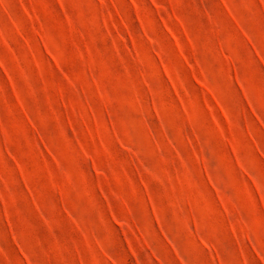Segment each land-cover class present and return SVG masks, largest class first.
I'll use <instances>...</instances> for the list:
<instances>
[{
    "label": "rangeland",
    "instance_id": "rangeland-1",
    "mask_svg": "<svg viewBox=\"0 0 264 264\" xmlns=\"http://www.w3.org/2000/svg\"><path fill=\"white\" fill-rule=\"evenodd\" d=\"M0 264H264V0H0Z\"/></svg>",
    "mask_w": 264,
    "mask_h": 264
}]
</instances>
